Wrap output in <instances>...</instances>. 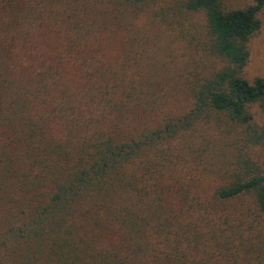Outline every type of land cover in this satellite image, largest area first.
Segmentation results:
<instances>
[{"label": "trees", "instance_id": "trees-1", "mask_svg": "<svg viewBox=\"0 0 264 264\" xmlns=\"http://www.w3.org/2000/svg\"><path fill=\"white\" fill-rule=\"evenodd\" d=\"M60 1L0 0V264H264V78L243 76L264 0L178 2L209 63L178 111ZM206 126L233 151L214 183Z\"/></svg>", "mask_w": 264, "mask_h": 264}, {"label": "rangeland", "instance_id": "rangeland-1", "mask_svg": "<svg viewBox=\"0 0 264 264\" xmlns=\"http://www.w3.org/2000/svg\"><path fill=\"white\" fill-rule=\"evenodd\" d=\"M179 1L151 0L133 5L118 0H61L59 6L63 5L64 12L73 15L85 12L81 15L89 21V25L99 26L95 32L99 33V37L103 36L100 43L104 46L103 56L106 62L117 59L121 63L125 57L123 51L129 45L132 55L136 54L130 63L146 65L150 69L154 77L149 80L156 90L164 91L163 86L172 87L171 91L168 89L167 95L173 101L172 104L169 101L167 107L178 111L188 100L185 92L179 88L182 77L192 64H205V70L209 66L208 62H203L200 50L203 40L202 18L180 12L177 7ZM226 5L229 9H236L247 7L248 3L227 1ZM259 18L260 31L247 44L249 57L243 76L248 81L256 77L264 78V9ZM128 26H131L130 30H126ZM132 40L134 42L130 44ZM201 137L207 143L206 155L209 159L206 163L210 164V170L217 173L215 178L207 177L214 183L221 179L222 170L225 169L221 167L219 155L223 152L232 154V145L222 147L224 134L210 130L208 126L202 135H197V141ZM259 151L261 150H256L255 156H259ZM199 187L201 191H208V183L203 179L199 182Z\"/></svg>", "mask_w": 264, "mask_h": 264}]
</instances>
